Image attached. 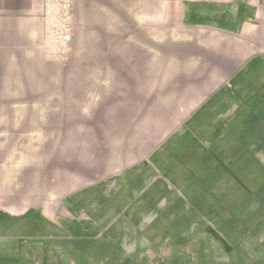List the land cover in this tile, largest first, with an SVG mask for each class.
I'll return each instance as SVG.
<instances>
[{"label": "crops", "instance_id": "crops-1", "mask_svg": "<svg viewBox=\"0 0 264 264\" xmlns=\"http://www.w3.org/2000/svg\"><path fill=\"white\" fill-rule=\"evenodd\" d=\"M42 1L0 0V155L6 140L3 155L24 157L18 186L32 171L0 206V264H264V0H136L152 47L123 39L121 59L147 62L121 73L152 76L160 130L126 165L111 152L104 175L54 181L47 141L75 103L41 47Z\"/></svg>", "mask_w": 264, "mask_h": 264}, {"label": "rangeland", "instance_id": "rangeland-1", "mask_svg": "<svg viewBox=\"0 0 264 264\" xmlns=\"http://www.w3.org/2000/svg\"><path fill=\"white\" fill-rule=\"evenodd\" d=\"M71 4L72 40L66 53L56 57L47 53L41 43L46 55L54 59L51 60L54 61L52 66L64 68V82L67 84L66 87H71L70 93L66 94V100L71 101V104L75 103L74 107L65 108V114L69 112L75 114L73 121L66 122L63 128L59 125L58 138L47 141L49 147H52L49 156L51 168L43 174L49 175L50 181H54L51 175L55 170L65 171L66 175H70L65 179L70 180L75 175L86 177L93 174L98 178L105 174L104 169L109 163L111 152L113 170L126 165L127 161L136 159L138 153L151 147L152 133L160 130L157 119L154 121L152 117L162 115L160 112L162 109L157 108L159 106L153 107L157 103L156 98L161 97L162 93L151 91L152 86L148 81L152 76L137 77L126 75V72L121 73L122 68L142 67L147 62L121 59L123 39H144L146 43L149 42V45L145 44L146 48L152 47L153 29L148 25L150 22L145 21L143 26L134 22L131 9L136 8V0H71ZM126 5L129 7L128 10L125 8ZM97 6L102 11H95ZM40 11L41 7L38 11L39 19ZM94 16H98L99 25L94 24ZM176 30L155 29L162 41L170 35L178 34ZM91 36L98 38L96 44L93 39L91 40ZM106 39L112 43L106 45ZM111 47H114V50ZM129 50L136 51V47L131 45ZM107 51L108 56L105 55ZM90 52L97 54L93 55L91 60L88 56ZM89 69H92L93 73H90ZM195 82L199 80L196 79ZM137 83H141L140 87ZM8 142L1 141V207L8 206L10 202L23 200L28 184L26 176L32 175V171L21 173V186H18L19 182L15 183L18 179L17 173L11 164H14L16 159L19 163L24 157L3 155ZM20 143L23 147L25 141ZM92 168L96 169L94 173ZM48 186L50 189L55 188L51 182Z\"/></svg>", "mask_w": 264, "mask_h": 264}, {"label": "built area", "instance_id": "built-area-1", "mask_svg": "<svg viewBox=\"0 0 264 264\" xmlns=\"http://www.w3.org/2000/svg\"><path fill=\"white\" fill-rule=\"evenodd\" d=\"M71 0H43L41 43L47 53L63 56L72 40Z\"/></svg>", "mask_w": 264, "mask_h": 264}]
</instances>
